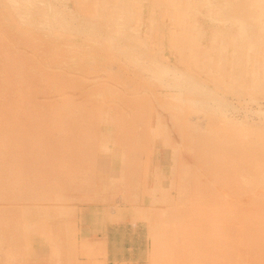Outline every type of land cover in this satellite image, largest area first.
Wrapping results in <instances>:
<instances>
[{"label":"rangeland","instance_id":"374dc122","mask_svg":"<svg viewBox=\"0 0 264 264\" xmlns=\"http://www.w3.org/2000/svg\"><path fill=\"white\" fill-rule=\"evenodd\" d=\"M85 1L0 0V264H264V1Z\"/></svg>","mask_w":264,"mask_h":264},{"label":"bare ground","instance_id":"6f19581e","mask_svg":"<svg viewBox=\"0 0 264 264\" xmlns=\"http://www.w3.org/2000/svg\"><path fill=\"white\" fill-rule=\"evenodd\" d=\"M12 2H15L16 4H18V5H27L31 0H11ZM92 1V0H91ZM254 1H257V0H254ZM264 1V0H263ZM262 1V2H263ZM85 2H87V0L85 1ZM258 2H259V0H258ZM14 3V4H15ZM88 3H92L93 5H91V6H94L95 4L94 3H96V2H90V0H89V2ZM260 3V2H259ZM87 4V3H86ZM90 4H87V5H90ZM98 4V3H97ZM258 5V4H257ZM256 5V6H257ZM91 6H89L90 8H91ZM88 7V8H89ZM262 8H264V7H262ZM93 10H95L94 8H93ZM256 10H257V8H256ZM259 10V9H258ZM92 11V10H91ZM95 12V11H94ZM93 13V12H92ZM47 14V13H46ZM261 14V13H260ZM118 15V14H117ZM59 16V15H58ZM102 17V16H101ZM115 17V16H114ZM260 17H262V16H260ZM48 18V17H47ZM53 21V20H52ZM261 22V21H260ZM259 26V25H258ZM259 28H260V26H259ZM121 33V32H120ZM182 34V33H181ZM234 59V58H233ZM241 63V62H240ZM164 64V63H163ZM155 71V70H154ZM157 72H158V70H157ZM160 72V71H159ZM190 82V81H189ZM191 83V82H190ZM241 84V83H240ZM83 90V89H82ZM81 90V91H82ZM96 94V93H95ZM99 94V93H98ZM96 96V95H95ZM82 97V96H81ZM85 97V96H84ZM99 97V96H98ZM51 98V97H50ZM82 99V98H81ZM80 100V99H79ZM101 100V99H100ZM78 101V100H77ZM108 101V100H107ZM110 102V101H109ZM20 127H22V125L20 126ZM26 127V126H25ZM258 129V128H257ZM2 130H4L3 128H2ZM25 130H26V128H25ZM24 131V128H22V129H19V133H18V135H20L21 134V132H23ZM32 131V130H31ZM169 131H170V129H169ZM1 142H3V141H1ZM0 142V143H1ZM3 145V144H2ZM2 145H0V146H2ZM207 146V145H206ZM4 162H6V161H4ZM3 162V163H4ZM231 162V161H230ZM209 163V162H208ZM209 165H211V164H209ZM208 165V166H209ZM167 168V167H166ZM260 168V167H259ZM204 169V168H203ZM207 169V168H206ZM253 169V168H252ZM202 172V171H201ZM245 176V175H244ZM208 177V176H207ZM246 177V176H245ZM253 177V176H252ZM257 181V180H256ZM258 181H260V180H258ZM240 182V181H239ZM250 183V182H249ZM211 184V183H210ZM215 185V184H214ZM245 185V184H244ZM248 185V184H247ZM257 185V184H256ZM216 186V185H215ZM218 187V186H217ZM246 188H248V187H246ZM181 189V188H180ZM220 190V189H219ZM218 190V191H219ZM254 190V189H253ZM239 191V190H238ZM263 191V190H262ZM174 192V191H173ZM255 192V191H254ZM180 193V192H179ZM184 193V192H183ZM251 193V192H250ZM241 194V193H240ZM248 194V193H247ZM167 195V194H166ZM165 195V196H166ZM184 195V194H183ZM243 195V194H242ZM248 196V195H247ZM257 196H259V195H257ZM178 200V199H177ZM187 200V199H186ZM200 201V200H199ZM179 202V201H178ZM197 203V202H196ZM236 204V203H235ZM244 205V204H243ZM235 206V205H234ZM239 206V205H238ZM206 215V214H205ZM237 221V220H236ZM191 226V225H190ZM193 226V225H192ZM260 228V227H259ZM199 229V228H198ZM178 231V230H177ZM259 235V234H258ZM177 238H178V236H177ZM253 240V239H252ZM239 241V240H238ZM236 244H237V242H236ZM235 244V245H236ZM238 245V244H237ZM254 246V245H253ZM170 247V246H169ZM230 247V246H229ZM228 247V248H229ZM232 249V248H231ZM223 250V249H222ZM226 251V250H225ZM227 252V251H226ZM245 252H246V250H245ZM203 253V252H202ZM223 253V252H222ZM247 253V252H246ZM197 254V253H196ZM203 255V254H202ZM222 255V254H221ZM234 256H235V253H234ZM238 256V255H237ZM236 256V257H237ZM203 258V257H202ZM224 258V257H223ZM223 258H221V260L223 259ZM238 258V257H237ZM182 259V258H181ZM191 260V259H190ZM198 260V259H197ZM218 261V260H217ZM223 261H225V260H223ZM222 261V262H223ZM183 262V261H182ZM220 263V262H219Z\"/></svg>","mask_w":264,"mask_h":264}]
</instances>
